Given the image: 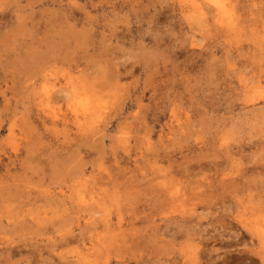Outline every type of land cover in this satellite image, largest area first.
I'll list each match as a JSON object with an SVG mask.
<instances>
[{"label":"rangeland","instance_id":"obj_1","mask_svg":"<svg viewBox=\"0 0 264 264\" xmlns=\"http://www.w3.org/2000/svg\"><path fill=\"white\" fill-rule=\"evenodd\" d=\"M0 264H264V0H0Z\"/></svg>","mask_w":264,"mask_h":264},{"label":"bare ground","instance_id":"obj_2","mask_svg":"<svg viewBox=\"0 0 264 264\" xmlns=\"http://www.w3.org/2000/svg\"><path fill=\"white\" fill-rule=\"evenodd\" d=\"M226 9H227V8H226ZM226 9H225V10H226ZM223 12H224V11H223ZM225 12H226V11H225ZM218 14H219V13H218ZM6 189H7V188H6ZM76 240H77V239H76ZM70 241H71V240H70ZM60 242H61V241H60ZM55 243H56V242H55ZM64 244H65V243H64ZM9 252H10V251H9Z\"/></svg>","mask_w":264,"mask_h":264}]
</instances>
